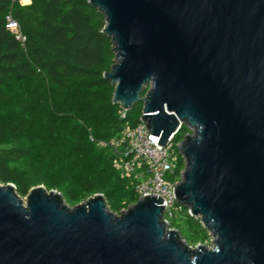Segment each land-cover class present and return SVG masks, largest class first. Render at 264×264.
Returning a JSON list of instances; mask_svg holds the SVG:
<instances>
[{
    "label": "water",
    "instance_id": "obj_1",
    "mask_svg": "<svg viewBox=\"0 0 264 264\" xmlns=\"http://www.w3.org/2000/svg\"><path fill=\"white\" fill-rule=\"evenodd\" d=\"M105 17L112 102L166 146L179 131L177 202L211 246L189 245L147 195L120 214L43 185L0 182V264H264V0H88Z\"/></svg>",
    "mask_w": 264,
    "mask_h": 264
},
{
    "label": "trees",
    "instance_id": "obj_2",
    "mask_svg": "<svg viewBox=\"0 0 264 264\" xmlns=\"http://www.w3.org/2000/svg\"><path fill=\"white\" fill-rule=\"evenodd\" d=\"M105 25L88 0H0V182L22 198L43 185L74 207L101 193L116 214L139 199V180L121 177L104 146L137 126L143 109L112 102L104 73L115 52ZM188 133L183 125L173 140L177 181L185 170L177 146ZM169 225L191 246L211 240L183 206Z\"/></svg>",
    "mask_w": 264,
    "mask_h": 264
},
{
    "label": "built area",
    "instance_id": "obj_3",
    "mask_svg": "<svg viewBox=\"0 0 264 264\" xmlns=\"http://www.w3.org/2000/svg\"><path fill=\"white\" fill-rule=\"evenodd\" d=\"M25 1L29 0H22L23 3ZM8 27L16 30L17 24L11 22ZM182 127L183 124L180 123L177 133ZM175 136L169 139L166 146L159 145L160 138L151 134L146 124L140 122L135 127H126L117 138L104 143L113 153V165L121 177L139 180V197L154 194L165 199L162 205H166L165 219L168 223L174 212L181 208L174 193V188L180 181L173 179L177 160L173 142Z\"/></svg>",
    "mask_w": 264,
    "mask_h": 264
},
{
    "label": "rangeland",
    "instance_id": "obj_4",
    "mask_svg": "<svg viewBox=\"0 0 264 264\" xmlns=\"http://www.w3.org/2000/svg\"><path fill=\"white\" fill-rule=\"evenodd\" d=\"M28 2H29V1H25L24 3H28ZM177 148H178V146H177ZM22 199L24 200L25 198H22ZM211 241H212V240H210L209 243H208V244H205V245H207V246H211Z\"/></svg>",
    "mask_w": 264,
    "mask_h": 264
}]
</instances>
